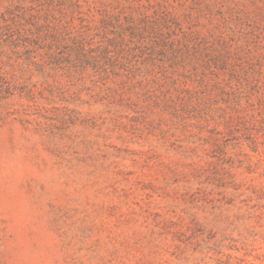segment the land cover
I'll list each match as a JSON object with an SVG mask.
<instances>
[{
    "label": "rangeland",
    "instance_id": "obj_1",
    "mask_svg": "<svg viewBox=\"0 0 264 264\" xmlns=\"http://www.w3.org/2000/svg\"><path fill=\"white\" fill-rule=\"evenodd\" d=\"M75 1L0 0V264H264V0Z\"/></svg>",
    "mask_w": 264,
    "mask_h": 264
},
{
    "label": "trees",
    "instance_id": "obj_2",
    "mask_svg": "<svg viewBox=\"0 0 264 264\" xmlns=\"http://www.w3.org/2000/svg\"><path fill=\"white\" fill-rule=\"evenodd\" d=\"M46 2H53V3H60V5H67L70 7L78 6L75 0H45ZM82 49L84 52H86L87 49H85V46L83 43H80ZM115 44L112 42V45ZM81 53V54H83ZM36 57L33 55L32 52L28 53L27 60H33ZM81 67L85 69L90 68H98L99 63L96 62V59L92 57L91 55H84L82 58H80ZM87 69V70H88ZM245 116H247L245 114ZM234 136V132H231ZM252 139L250 142L252 143V146H256L257 140L254 137H251ZM218 143V141H216ZM254 181V180H253ZM235 189L238 191V195L234 194L233 197H241L242 200L240 202H237L236 199H220L218 202L220 203L219 207L223 208L224 206H231L232 208L236 209L238 213L235 215V221L234 222H243L246 226L247 235L244 237L245 240H248L249 243L241 242L244 246H250L253 245L256 241H263L264 242V188H258L257 186H254L251 184L247 188L244 189V192L239 193L241 191V188L244 187V185H235ZM248 191V192H247ZM243 236V235H242ZM233 245L226 246L223 242H220L218 244L219 254L225 255L222 251L225 247H229L230 249L235 248V250H239L237 245L239 243L238 240H232ZM233 246V247H232ZM228 259V263L230 264V260L232 258L231 255H226Z\"/></svg>",
    "mask_w": 264,
    "mask_h": 264
}]
</instances>
